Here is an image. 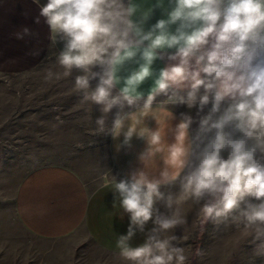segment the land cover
<instances>
[{"label": "clouds", "instance_id": "9594fccd", "mask_svg": "<svg viewBox=\"0 0 264 264\" xmlns=\"http://www.w3.org/2000/svg\"><path fill=\"white\" fill-rule=\"evenodd\" d=\"M34 2L40 8L36 22L44 19L51 44L63 43L56 63L65 76L81 73L74 84L83 94L81 103L100 108L97 133L113 139L123 135L122 146L130 147L134 136L145 141L140 156L145 169L155 167L157 156L163 158L159 179L145 170L119 181L105 175V186L113 185L120 208L130 216L127 235L117 240L120 256L130 264H186L184 248L174 246L182 238L166 234L185 223L180 205L191 200L202 222L243 227L254 255L264 258V0H168L167 19L148 31L144 25L164 0L147 10L134 0ZM16 35L23 39L32 33L25 27ZM164 59L171 63L159 71L145 99L139 88L153 77L154 63ZM130 62L136 68L122 76ZM161 95L166 99L156 103ZM210 103L195 136L190 129L196 121L182 113L171 129L174 142H167L169 122L175 119L172 107H198L200 115ZM114 108L119 111L109 128ZM149 117L158 125L155 130L145 126ZM178 181L179 193L160 190ZM157 204L168 214L160 213ZM149 221L155 226L145 243L132 247L130 241Z\"/></svg>", "mask_w": 264, "mask_h": 264}, {"label": "rangeland", "instance_id": "374dc122", "mask_svg": "<svg viewBox=\"0 0 264 264\" xmlns=\"http://www.w3.org/2000/svg\"><path fill=\"white\" fill-rule=\"evenodd\" d=\"M57 54L51 51L46 63L28 73L0 76V264H130L93 246L82 231L62 242L40 241L18 220V188L37 168L66 166L92 187L107 182L106 174L118 178L109 155L111 135L96 131L100 108L81 103L83 94L74 90L81 73L65 76ZM118 111L108 114L107 127ZM173 234L182 238L174 246L184 248L186 264H264L243 227L217 228L200 219L191 230L166 235Z\"/></svg>", "mask_w": 264, "mask_h": 264}, {"label": "crops", "instance_id": "0c3cea01", "mask_svg": "<svg viewBox=\"0 0 264 264\" xmlns=\"http://www.w3.org/2000/svg\"><path fill=\"white\" fill-rule=\"evenodd\" d=\"M134 2L140 4L143 10H147L153 7L157 0ZM46 3L47 0H39L41 5ZM170 7L168 0H164L163 8H155L151 18L144 25L145 31L150 30L158 20L167 19L166 11L170 10ZM39 11V5L34 0H0V76L28 73L46 63L51 51L59 53L63 49V43L51 44L49 28L44 19L40 17L39 23L36 22ZM138 18L139 16L135 19ZM25 27L30 29L32 35L18 39L16 34L22 33ZM171 30L174 32L175 26H172ZM168 51L171 53L175 50ZM169 63L171 62L167 59L154 63L153 77L139 88L145 99L154 87L159 71ZM136 66L135 62H130L122 70L121 75H128ZM118 90L119 86L116 91ZM164 99L166 97L158 96L156 103ZM211 106L210 103L200 115H197L198 107L191 110L186 105L172 107L175 119L169 122L167 142L169 144L174 142L171 129L180 122L182 113L191 115L196 121L190 129L191 135L195 136L200 116L207 115ZM226 106L227 104H224L222 107ZM130 123L126 122L125 131ZM145 126L152 130L158 127L151 117L145 120ZM123 140V135L118 139L111 136L109 142V155L118 174L117 180L130 179L131 173L139 170L148 171L150 178L159 179L164 168L162 156L155 158L153 169H145L140 156L147 148L146 142L134 136L129 147L122 146ZM118 145H121L119 150ZM222 156L227 159L228 152L224 151ZM188 171L189 169H186L182 176ZM106 183L92 187L76 171L62 165L37 168L27 174L18 188L15 203L18 220L23 229L37 240L62 242L82 231L93 246L108 254L120 256L117 240L119 236L127 235L130 216L120 208L119 196L115 193L113 185L108 183L105 186ZM160 190L165 194H177L180 191L179 181L174 185L162 186ZM156 207L160 213L168 214L162 204H157ZM198 207L191 200L182 203L180 209L185 223L177 228L193 229L200 220L196 216ZM154 226V223L149 221L143 233L137 231L130 241L131 246L138 247L144 244Z\"/></svg>", "mask_w": 264, "mask_h": 264}]
</instances>
